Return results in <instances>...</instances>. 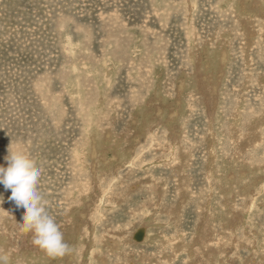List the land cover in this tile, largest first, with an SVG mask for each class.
I'll return each mask as SVG.
<instances>
[{"label":"rangeland","instance_id":"obj_1","mask_svg":"<svg viewBox=\"0 0 264 264\" xmlns=\"http://www.w3.org/2000/svg\"><path fill=\"white\" fill-rule=\"evenodd\" d=\"M10 142L74 247L0 183L11 264H264V0H0Z\"/></svg>","mask_w":264,"mask_h":264},{"label":"clouds","instance_id":"obj_2","mask_svg":"<svg viewBox=\"0 0 264 264\" xmlns=\"http://www.w3.org/2000/svg\"><path fill=\"white\" fill-rule=\"evenodd\" d=\"M5 157L7 167L0 166V183L11 191L9 200L25 209L22 227L32 233V244L50 259H62L74 252L65 242L64 234L49 213L50 202L40 191L43 168L29 152L11 142ZM3 197L0 196V204ZM0 264H11L9 255L0 249Z\"/></svg>","mask_w":264,"mask_h":264},{"label":"water","instance_id":"obj_3","mask_svg":"<svg viewBox=\"0 0 264 264\" xmlns=\"http://www.w3.org/2000/svg\"><path fill=\"white\" fill-rule=\"evenodd\" d=\"M145 236V229L138 228L137 231L133 234V240L136 242H141Z\"/></svg>","mask_w":264,"mask_h":264},{"label":"bare ground","instance_id":"obj_4","mask_svg":"<svg viewBox=\"0 0 264 264\" xmlns=\"http://www.w3.org/2000/svg\"><path fill=\"white\" fill-rule=\"evenodd\" d=\"M84 113V112H83ZM149 136V135H148ZM82 143V142H81ZM94 153V151H93ZM7 156V155H6ZM3 157V156H2ZM4 162V161H3ZM107 167V166H106ZM94 174V173H93ZM96 178V177H95ZM97 185V184H96ZM81 205V204H80ZM214 228V227H213ZM212 230V229H211ZM231 234V233H230ZM146 238V237H145ZM201 239V238H200ZM240 239V238H239ZM232 242V241H231Z\"/></svg>","mask_w":264,"mask_h":264}]
</instances>
